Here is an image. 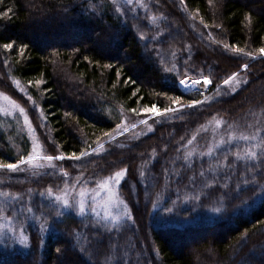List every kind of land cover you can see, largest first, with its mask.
I'll use <instances>...</instances> for the list:
<instances>
[{"label":"trees","instance_id":"1","mask_svg":"<svg viewBox=\"0 0 264 264\" xmlns=\"http://www.w3.org/2000/svg\"><path fill=\"white\" fill-rule=\"evenodd\" d=\"M260 48L264 0H145L139 8L115 0H0V92L24 107L32 128L0 114V220L10 218L29 241L2 244L0 264H103L96 261L102 255L112 264H264V149L250 158L228 143L214 161L206 157L219 137L264 135V56L254 60ZM214 53L217 63L208 59ZM184 73L211 78L212 90L236 75L203 99L181 87ZM194 101L200 103L150 118L154 125L139 142L133 136L141 130L119 135L133 124L129 117L141 119L153 106ZM37 137L49 154L43 156L54 159L21 164L35 156ZM126 141L137 151L121 149ZM127 161L118 186L124 197L129 169L136 176L147 163L155 178L151 191L134 187L138 198L144 188V198L131 220L111 226L68 211L55 197L98 185L115 173L111 166ZM11 163L18 169L1 167ZM129 238L137 254L126 258Z\"/></svg>","mask_w":264,"mask_h":264},{"label":"rangeland","instance_id":"2","mask_svg":"<svg viewBox=\"0 0 264 264\" xmlns=\"http://www.w3.org/2000/svg\"><path fill=\"white\" fill-rule=\"evenodd\" d=\"M115 1H117L118 3H128V4L133 5L135 8H139V5L145 0H141V2H138V0H115ZM133 2H135V3H133ZM145 6H147V5H145ZM161 10H163V9L161 8ZM120 13H122V12H120ZM185 15H187L188 19H192L191 14L189 13L188 9L187 10L185 9ZM148 16H150V20L153 21V18L151 17L152 15H148ZM157 17L161 18L163 21L169 19V16H166V15L162 16L159 14V15H157ZM193 19H195V18H193ZM177 20H178V23H180V20L179 19H177ZM173 23L176 25L175 21H173ZM177 30L179 31V33H183V35H184L183 30H181L179 28H177ZM173 38L175 39V36ZM145 41H147V40L144 39V42ZM197 43H198V46L200 48H202L201 47L202 44L199 41H197ZM263 56H264V54L262 56L255 55V58L263 57ZM217 57H219V56L215 53L209 54L208 59L209 60L211 59V61H213L214 63L215 62L217 63V61H216ZM185 77H189V78H192L194 80H199V79L194 78L193 76H189L187 73L183 74L181 80H183ZM258 77H259L258 73L257 74L255 73L253 75V78L259 82L260 79ZM204 78L205 77L200 78V79H204ZM207 78H209V77H207ZM209 79L211 80V78H209ZM223 84H224V82L221 83V85H219L217 88L212 90V80H211L209 89L207 91L203 92V91L198 90V89H190V91L199 92L200 94L203 95V99H205V98L209 97L216 89H218ZM252 87H250V88H252ZM244 100H245V98H244ZM23 104L26 105V103H23ZM191 104L192 103H190L188 105H184V106H177L174 108L179 109L182 107L189 106ZM21 109H23V111H21ZM160 112L165 113L164 111H160ZM0 114H2L4 116L11 117V118L19 117L23 120V123L25 124L26 128L29 127L30 130L32 129L31 125L29 123L28 114L24 110V107L17 100L13 99V97L11 95H9L8 93H5V92H0ZM147 115H149V116L146 117ZM147 115L144 116L143 118L137 119V120L134 119L135 118L134 116L129 117V121L133 124L128 128V131L133 130V129L141 130L133 136V141H135V142L141 141V140L137 139V137H141V136H145V135L149 134V132L151 130L150 128H152L154 125V122L150 118L157 116V115L154 112H151L150 114H147ZM142 121H144V123H142ZM194 124L198 125L196 122ZM133 125H135V127H133ZM214 127L219 128L220 125L216 124V126H213L212 128H214ZM123 133H126V132L124 131L121 134H123ZM121 134H119V135H121ZM243 136H248L250 138L255 136V139L254 140L249 139V140L245 141V140L239 139V137H241L239 135L229 136L228 140L224 139L223 137H219L215 141H213V143L211 144L212 146L206 152V154H207L206 157H211V161H214V159L219 156V153L221 152L222 148H224V146H225L224 144H228V143L240 145L241 146V155L247 154V152H249V151H257L260 148L264 149V135L262 132L251 133L249 135H243ZM39 139L41 141H43L42 138H39ZM39 139H38V137L36 140L34 139L33 144H32V148H33V152H34L33 154H35V156H32V157H35V158H43V157H45L43 155H49L45 150H43L44 148H43L42 142ZM105 143L106 142H103V144H100L99 146H97L95 148H91L87 152L91 153L92 151H94L95 149H97L101 145H104ZM125 144L126 145L122 146L121 149L126 148L125 150H127V152L137 151L136 145L130 149L131 145H129L127 141ZM34 149H35V151H34ZM149 150L152 151V147H150ZM189 150H190V152L192 151L191 148H189ZM58 156H61V155H58ZM169 156H170V154H167V157H169ZM138 157L146 159V157L143 154L138 155ZM202 162H204V161H202ZM11 164L19 165V163H11ZM165 164L168 166L169 161L166 160ZM128 165H129L128 161L115 163L113 166H111L110 171L112 172V170H113V171H115V173L121 172V171H123L121 169L127 167ZM147 166H148L147 163L142 164V169L140 172L137 171L136 176H133L134 173H131L130 169L128 170L129 178H127L126 184L124 186V190L126 192L125 197L119 192V189H118V186L120 185L123 178H126V172L125 171H124L125 174L119 178L120 179L119 184H117L115 179H113V177L115 176V173H113L109 178H105L107 175L105 177H103L105 179L100 184H98L96 186H93L92 184H84V185L78 186L79 188H72L71 187V188L66 189V190H70V191H67L62 195H57L55 197L56 198L62 197V198H65L69 201V205L65 206L68 211L70 210L71 212L76 213V214L91 213L93 216H95L99 220H101L105 223H108L111 226H119L124 221L132 219L133 210L136 211V205L139 202L143 201L144 188L139 187L141 189V196H140V198H138L135 193H136V191L140 192V190H138V187H137V190L134 191L133 190L134 187L137 184H141L142 186H145V185L148 186L150 189L149 191H151L153 189V187L151 185H153V183H154L153 181L155 180V178L153 176V173H151V175H150V173L146 174ZM1 167H3V166H1ZM164 168H166V166H161V169L158 170V173H160L161 170ZM105 182H107V187L103 186L105 184ZM254 182H255L254 179L249 180V181L243 180L242 188L249 187L250 185H254ZM246 183H248V184H246ZM199 187L202 190H207L208 185L204 182ZM156 189H157L156 193L161 192L160 189H158V188H156ZM128 195H129V197H128ZM146 196L148 197L147 194H146ZM128 199H129V201H127ZM58 201L60 202L61 200H58ZM120 201H122V203H120ZM81 202L84 205V211L83 212L80 211ZM129 202L131 203L133 209H132ZM109 213L111 215H109ZM117 216L121 217V219L119 221L115 220V217H117ZM11 224H12V220L10 218L0 220V246L2 244H5L8 241H11L12 243L17 244V246L19 244L20 246L22 245L24 247H29L28 238H27V242H23L24 238L27 237V235L23 232H19V231H16L15 229H11V226H12ZM214 228H216V227H213L211 229V231H213V232H215V234H217L218 233L217 229H214ZM140 230H141V225H140ZM146 240H147V236H145V238L142 237V241H146ZM199 240H197V241H199ZM197 241H191L192 243H190L189 247H192L195 242H196V244H198ZM128 242L129 243L126 244L127 246L125 245V248H124L125 252L123 255L126 258L127 257L129 258V257L137 254L136 253V246L133 243V238H129ZM77 244H78V246L81 245L84 248H86L84 252H85L86 258L88 259V257H89L88 256L89 254L87 252L88 248L85 247L86 246L85 243H79L77 241ZM10 246L12 247L13 244H10ZM109 247H110L109 250L111 252L110 254L115 257L116 252H117V250H116L117 243L115 241H112V242H110ZM209 250H208V252L207 251H205V252L207 254H209ZM192 251H193V253H196L195 250H192ZM89 253H91V252H89ZM197 255H199V253H197ZM102 257L103 258L97 257L96 261H99L103 264H112V261L109 258L104 257V255H102ZM58 264H66V263H65V260H62V261L60 260ZM140 264H142V263H140Z\"/></svg>","mask_w":264,"mask_h":264},{"label":"snow or ice","instance_id":"3","mask_svg":"<svg viewBox=\"0 0 264 264\" xmlns=\"http://www.w3.org/2000/svg\"><path fill=\"white\" fill-rule=\"evenodd\" d=\"M5 47H7V48H11V47H13V45H12V44H6ZM224 47L227 48L228 45H224ZM232 51H233V52H236V53H244V49L239 48V47H234V48L232 49ZM259 52H260L261 54H264V48H260V49H259ZM247 55L251 56L252 53H247ZM242 67L246 70L248 66H247V65H243ZM232 78H234V76H233ZM229 82H230L229 80H225V81H224V84L227 85V84H229ZM179 83H180L181 87H184V88H190V87H193V86H199L201 83H203V84H210V83H211V80H210L209 78L205 77L202 81H201V80H195V81H192L191 83H189L188 80H181V81H179ZM198 103H200V101H194V102H192V104L189 105V106H195V104H198ZM21 111H23V109H21ZM150 111L154 112L156 115H161V114H162V113L160 112V110H159L158 108H156L155 106H153V108H152ZM175 111H178V109H175V108H168V109H165V110H164L165 113H167V112H175ZM142 123H144V121H142ZM217 123H220V121H217ZM133 127H135V125H133ZM124 131L127 132L128 129L125 128ZM193 139H195V137H193ZM239 139H242V140H245V141H247V140H249V139H253V140H254V139H255V136H253V137H251V138L248 137V136H241V137H239ZM189 143H191V141H189ZM101 147H103V146L101 145ZM34 151H35V149H34ZM87 155H91V153H88V152L84 151V152H81V153L79 154V156H77L76 153H72V158H74V159H76V160H80V159H82L83 157H85V156H87ZM188 155L191 156L192 153H188ZM247 155H248L250 158H255L256 155H257V153H256L255 151H250L249 153H247ZM65 158H66V157L63 156V155L58 156V157H55V159H59V160H63V159H65ZM34 159H35V157L30 156V157L28 158L27 161H23V160H22L20 163H21V164H24V163H29V164H31V162H32ZM43 159H45V160H47V161H52V160L54 159V157H52V156H45V157H43ZM42 166H43V165H39V164L35 165V167H42ZM3 167H6L8 170H12V171H15V170L18 169V165H17V164H7V165H5V166H3ZM125 171H126V170H125ZM124 174H125L124 171L116 172V173H115V176L113 177V179H115V181H116L117 184L120 183V179H119V178L122 177ZM65 175H67V174L65 173ZM103 186H104V187H107V182H105V184H104ZM57 199H58V200H61V201H62V204H63L64 206H68V205H69V201H68L67 199L62 198V197H57ZM120 203H122V201H120ZM80 211H81V212L84 211V205H83L82 202H81V204H80ZM109 215H111V214L109 213ZM120 219H121L120 216L115 217V220H116V221H119ZM23 242H27V237L24 238V241H23Z\"/></svg>","mask_w":264,"mask_h":264},{"label":"bare ground","instance_id":"4","mask_svg":"<svg viewBox=\"0 0 264 264\" xmlns=\"http://www.w3.org/2000/svg\"><path fill=\"white\" fill-rule=\"evenodd\" d=\"M183 80H188L189 83H191L192 81H195L194 79L192 78H189V77H185ZM199 80H203V79H199ZM183 89L185 90H190V89H198V90H201V91H207L209 89V84H203L201 83L199 86H193V87H190V88H184L182 87Z\"/></svg>","mask_w":264,"mask_h":264},{"label":"water","instance_id":"5","mask_svg":"<svg viewBox=\"0 0 264 264\" xmlns=\"http://www.w3.org/2000/svg\"><path fill=\"white\" fill-rule=\"evenodd\" d=\"M260 58V57H259ZM256 59H258V58H256ZM256 59H254V60H256ZM247 66H249V64H246ZM244 69V68H243ZM236 75V74H235ZM234 75V76H235ZM233 77V76H232ZM232 77L230 78V79H228V80H231L232 79ZM210 85V84H209ZM179 108V107H178ZM110 140V139H109ZM108 141V140H107Z\"/></svg>","mask_w":264,"mask_h":264}]
</instances>
